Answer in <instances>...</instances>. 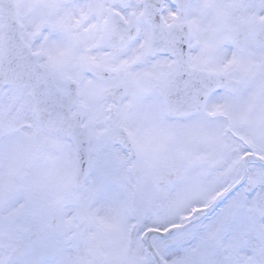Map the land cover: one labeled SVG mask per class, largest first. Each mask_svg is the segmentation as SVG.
<instances>
[{
	"label": "snow or ice",
	"instance_id": "snow-or-ice-1",
	"mask_svg": "<svg viewBox=\"0 0 264 264\" xmlns=\"http://www.w3.org/2000/svg\"><path fill=\"white\" fill-rule=\"evenodd\" d=\"M0 264H264V0H0Z\"/></svg>",
	"mask_w": 264,
	"mask_h": 264
}]
</instances>
